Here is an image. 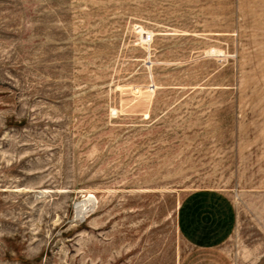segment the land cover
Masks as SVG:
<instances>
[{
	"label": "rangeland",
	"instance_id": "374dc122",
	"mask_svg": "<svg viewBox=\"0 0 264 264\" xmlns=\"http://www.w3.org/2000/svg\"><path fill=\"white\" fill-rule=\"evenodd\" d=\"M0 264H264V0H0Z\"/></svg>",
	"mask_w": 264,
	"mask_h": 264
},
{
	"label": "crops",
	"instance_id": "0c3cea01",
	"mask_svg": "<svg viewBox=\"0 0 264 264\" xmlns=\"http://www.w3.org/2000/svg\"><path fill=\"white\" fill-rule=\"evenodd\" d=\"M220 235H210V242H205V243H197L196 247H202V248H208V247H215L217 246V242L219 239Z\"/></svg>",
	"mask_w": 264,
	"mask_h": 264
},
{
	"label": "bare ground",
	"instance_id": "6f19581e",
	"mask_svg": "<svg viewBox=\"0 0 264 264\" xmlns=\"http://www.w3.org/2000/svg\"><path fill=\"white\" fill-rule=\"evenodd\" d=\"M89 201V200H88Z\"/></svg>",
	"mask_w": 264,
	"mask_h": 264
}]
</instances>
